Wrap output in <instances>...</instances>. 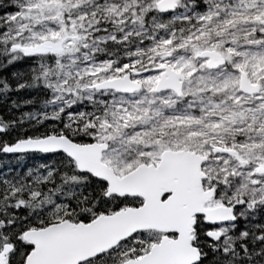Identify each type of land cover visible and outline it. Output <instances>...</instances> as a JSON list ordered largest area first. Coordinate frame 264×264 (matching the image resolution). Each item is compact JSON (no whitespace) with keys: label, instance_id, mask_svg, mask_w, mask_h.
<instances>
[{"label":"snow or ice","instance_id":"obj_1","mask_svg":"<svg viewBox=\"0 0 264 264\" xmlns=\"http://www.w3.org/2000/svg\"><path fill=\"white\" fill-rule=\"evenodd\" d=\"M0 264H264V0H0Z\"/></svg>","mask_w":264,"mask_h":264}]
</instances>
